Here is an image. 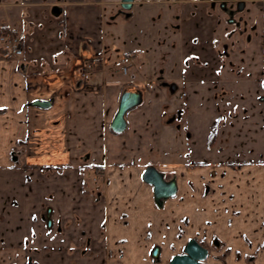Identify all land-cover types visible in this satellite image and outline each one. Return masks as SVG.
<instances>
[{
	"label": "crops",
	"instance_id": "0c3cea01",
	"mask_svg": "<svg viewBox=\"0 0 264 264\" xmlns=\"http://www.w3.org/2000/svg\"><path fill=\"white\" fill-rule=\"evenodd\" d=\"M156 1L133 0L118 12L128 17L134 5ZM178 1L165 5L217 12L205 0ZM244 1L250 13L264 10V0ZM119 3L0 0V28L23 51L9 59L0 51V206L8 209L0 218V264H170L190 240L207 251L202 264H264V98L251 111L243 88L190 77L179 90L158 81L154 69L145 77L135 48L120 47L124 56L109 66L106 45L117 41L104 45L103 17L106 6ZM250 23L258 26L257 19ZM109 46L118 57L119 47ZM128 87L141 102L115 133L110 124ZM36 100L50 104L31 105ZM243 122L240 134L261 143L246 152L249 158L191 160L220 156L226 128L236 135ZM183 145L186 159L166 161ZM149 166L175 182L161 206L142 179ZM88 169L97 175L89 186L82 174Z\"/></svg>",
	"mask_w": 264,
	"mask_h": 264
},
{
	"label": "rangeland",
	"instance_id": "374dc122",
	"mask_svg": "<svg viewBox=\"0 0 264 264\" xmlns=\"http://www.w3.org/2000/svg\"><path fill=\"white\" fill-rule=\"evenodd\" d=\"M184 9L189 14L186 13L187 15L181 18L179 17L180 13L177 14V12H181ZM118 10L119 4L106 6L103 17V33L106 35L104 37V45L108 43L109 38L114 40V42L117 41L115 45H109L118 46L119 50L115 52L120 54L118 57L114 56V51L108 44L106 45L107 64L109 66L114 64L120 56H124L123 50L135 48L140 53L138 60L142 61L146 69L145 77L148 76L150 69H154L157 78H159L158 81L176 83L179 90H183L186 83L185 78L191 77L200 81L216 80V77L222 71L223 74L232 76V78L223 79L221 85L243 88L241 91L243 92L245 107L253 111L256 106L262 104L264 95L256 93L264 88V63L262 61L264 52L261 51L264 48V10L261 8L258 7L255 12L258 26L257 30L251 33V42L244 48L243 54L240 52H236L237 54L235 55L230 54L227 61H225V69L221 67V42L216 43V40H211L208 36L209 23H213L215 19L204 15L201 7L198 8L196 5L188 6L187 8L179 6L176 12L173 6L141 3L131 8V15L128 17L120 14ZM175 14L178 16L177 18ZM112 17L113 20L111 19ZM249 19L252 20V17H249ZM181 27L182 29H180ZM179 30H182V34H179L177 39L175 33H179ZM7 32L4 29L1 31L0 36H9ZM113 33H116L115 36H113ZM181 35L183 36V45L180 40ZM237 39L238 41L233 39L234 46L236 50L240 49L239 51H241L246 38ZM228 45L230 46L231 44L229 43ZM120 47L124 49L120 50ZM237 61L245 66L246 74L235 75L233 70L236 68L234 69L232 64H237ZM229 63L231 64L229 65ZM117 75L121 74L117 73ZM126 77L129 76L127 75ZM219 83L218 81L217 85H220ZM182 85L184 87H180ZM172 97L177 105L181 103V100L183 101V95L179 91L174 93ZM205 100L210 103L211 97L206 96ZM191 117L193 119L196 118L195 114ZM228 122L229 113L224 112L221 123L228 126ZM241 124V130L236 135H233L228 128L224 131L221 139L222 143L217 146L221 149L220 156H195L192 157L195 159L191 158V160H205V162L209 163L218 159L223 162H241L243 159L249 158L246 152L251 153L249 150L254 151V148H257L261 143H250L247 134H240L245 131L247 123L243 122ZM187 153L186 147L183 145L175 154L167 153L168 159L166 158V161L169 163L176 162L178 159H174L175 157L179 158V155L184 160L187 158ZM82 174L88 186L96 184L97 175L94 169L85 170ZM16 211L14 212L15 219L21 215L18 209Z\"/></svg>",
	"mask_w": 264,
	"mask_h": 264
},
{
	"label": "flooded vegetation",
	"instance_id": "af4514ba",
	"mask_svg": "<svg viewBox=\"0 0 264 264\" xmlns=\"http://www.w3.org/2000/svg\"><path fill=\"white\" fill-rule=\"evenodd\" d=\"M169 0H157L154 4H164L167 3ZM178 1V0H177ZM203 1V0H200ZM209 4V9L211 10H217L216 13L208 16L209 18H214L215 20L213 23H210L209 26L216 24L218 22V25L221 27L220 29H216V27L212 26L213 29H209L208 36L211 40H216V43L221 42V58H222V69H225V61L229 58L230 54H237L236 52H240L243 54L244 48L248 46V44L251 42V33L253 31L257 30L256 24H251L249 17H252V21L256 18V13L251 12L250 9L246 7V2L244 0H205ZM254 1V0H253ZM180 3V0L178 1ZM120 5V12H124L125 10L121 7V1L119 3ZM180 6V5H179ZM181 7V6H180ZM175 8V7H174ZM178 17V16H177ZM176 17V18H177ZM211 30V31H210ZM246 38L245 43H243V50L239 51L240 49L236 50V47L234 46V41H238L237 38ZM231 44L230 46L228 44ZM261 51L264 52V48L261 49ZM264 58V57H262ZM231 63H229L230 65ZM234 65V73L235 75H241V73L246 74L247 71L245 66L237 61V64L233 63ZM229 70V69H228ZM223 72L220 71L218 77H216V80H210V84L212 87L217 86L216 88H219L221 86L222 82H220L219 78L222 76ZM225 75V73L223 74ZM236 76V77H237ZM218 81L220 82V85H217ZM223 81V80H222ZM170 90L172 88H175L174 85L168 86ZM12 160L16 161V156L13 154ZM8 209L5 205L0 206V218L7 217Z\"/></svg>",
	"mask_w": 264,
	"mask_h": 264
},
{
	"label": "water",
	"instance_id": "95a60500",
	"mask_svg": "<svg viewBox=\"0 0 264 264\" xmlns=\"http://www.w3.org/2000/svg\"><path fill=\"white\" fill-rule=\"evenodd\" d=\"M121 7L124 10L130 8L133 0H120ZM53 13L58 14V8H53ZM141 102V94L138 90L132 89L130 87L125 88L119 98L117 111L111 121L110 129L115 133L122 132L126 127L125 114L138 105ZM50 104L49 101H33L31 105L38 107H46ZM142 179L144 182L152 185L154 201L158 206L162 205V201L170 196H172L175 191L174 180L165 181L163 179L162 173L158 172L154 167H147L144 172ZM207 251L198 245L194 240H190L182 255H178L172 258L170 264H202L206 258Z\"/></svg>",
	"mask_w": 264,
	"mask_h": 264
},
{
	"label": "built area",
	"instance_id": "2783aa9c",
	"mask_svg": "<svg viewBox=\"0 0 264 264\" xmlns=\"http://www.w3.org/2000/svg\"><path fill=\"white\" fill-rule=\"evenodd\" d=\"M0 47L2 49V55L5 58L20 57L22 56V50L19 40L13 35L0 36ZM123 71L126 70V66H122Z\"/></svg>",
	"mask_w": 264,
	"mask_h": 264
},
{
	"label": "trees",
	"instance_id": "16d2710c",
	"mask_svg": "<svg viewBox=\"0 0 264 264\" xmlns=\"http://www.w3.org/2000/svg\"><path fill=\"white\" fill-rule=\"evenodd\" d=\"M5 28H0V34H1V31H3ZM211 137H213V133L210 135Z\"/></svg>",
	"mask_w": 264,
	"mask_h": 264
}]
</instances>
